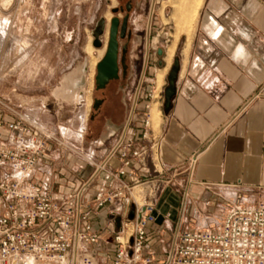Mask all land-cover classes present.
I'll use <instances>...</instances> for the list:
<instances>
[{
  "label": "crops",
  "instance_id": "crops-1",
  "mask_svg": "<svg viewBox=\"0 0 264 264\" xmlns=\"http://www.w3.org/2000/svg\"><path fill=\"white\" fill-rule=\"evenodd\" d=\"M150 49L149 45L143 57L140 86L151 64ZM175 50L178 71L172 97L164 109L167 84L161 101L156 102L157 130L153 131L151 122L146 138L141 135L151 104L148 85L139 87L132 102H113L103 117L106 130L94 136H87L75 107L65 116L63 106L50 107L43 98L23 107L18 99L9 102L13 110L73 150L47 140L29 181L51 193H73L83 185L80 201L88 203L97 188L108 185L91 163L104 162L105 169L114 172L124 160L129 161L126 182L151 178L153 166L161 172L162 187L153 199L154 222L145 246L153 264H163L178 233L213 229L231 204L264 202V0H202L189 37L184 36ZM0 110L5 120H13ZM130 132L136 140L128 145ZM118 146L125 151L124 159ZM141 147L148 152L139 164L131 153ZM125 205L115 201L90 216L99 239L83 247L96 264L113 261L115 235L128 238L126 223L132 208ZM76 263V251L71 249L68 264Z\"/></svg>",
  "mask_w": 264,
  "mask_h": 264
},
{
  "label": "built area",
  "instance_id": "built-area-1",
  "mask_svg": "<svg viewBox=\"0 0 264 264\" xmlns=\"http://www.w3.org/2000/svg\"><path fill=\"white\" fill-rule=\"evenodd\" d=\"M0 107L13 118L5 120L0 110V264H68L71 249L76 251V264H96L83 247L99 239L92 231L90 216L115 201L131 207L134 217L126 223L128 238L113 237L117 248L110 264H153L145 246L148 228L154 222L153 199L162 187L158 179L161 172L153 166L151 178L144 176L140 181L134 177L126 182L123 177L129 161L124 160L114 172L106 170L104 162L91 163L108 185L97 188L88 203L82 205L80 201L83 185L73 193H51L29 181L47 140L69 152L73 150L13 110L9 101H0ZM142 128L141 137L146 138L148 113ZM128 136L127 144L131 145L136 135L130 132ZM117 150L124 159L125 151L119 146ZM147 152L141 147L131 155L142 164ZM134 186L145 189L142 204L133 198ZM171 246L163 264H264V202L253 206L231 204L213 229L184 230Z\"/></svg>",
  "mask_w": 264,
  "mask_h": 264
},
{
  "label": "rangeland",
  "instance_id": "rangeland-1",
  "mask_svg": "<svg viewBox=\"0 0 264 264\" xmlns=\"http://www.w3.org/2000/svg\"><path fill=\"white\" fill-rule=\"evenodd\" d=\"M168 1L0 0V101L15 103L18 99L23 107L32 99L43 98L50 107L63 106L65 116L75 107L87 136L105 131L103 117L88 121L94 100L95 66L106 51L111 18H125L126 32L119 39L118 78L112 81L109 93L112 102L118 99L127 104L139 87L142 90L148 85L149 108L155 107V113L149 109V114L153 113L149 121L155 122L151 127L156 131V102L163 97L170 65L177 56L176 46L184 36L189 37L195 21L193 18L190 22V15L182 10L191 7L188 4L193 0ZM95 40L100 47L93 46ZM149 45L151 64H147L145 82L140 86L143 57ZM155 49L162 50L161 56ZM134 191L133 198L142 204L145 189L139 186Z\"/></svg>",
  "mask_w": 264,
  "mask_h": 264
},
{
  "label": "water",
  "instance_id": "water-1",
  "mask_svg": "<svg viewBox=\"0 0 264 264\" xmlns=\"http://www.w3.org/2000/svg\"><path fill=\"white\" fill-rule=\"evenodd\" d=\"M113 14L117 13L116 9H112ZM117 17H113L110 20L109 31H108V41L106 51L104 53L103 58L98 62L96 67V75H95V89L100 90L103 89L109 82L117 80L118 78V50H119V39H122L125 35L126 29V19L124 18L121 23ZM94 47H100V43L98 40H95L93 43ZM162 50L157 49L156 55L161 56ZM178 61L175 59L173 64L171 65L170 71L167 75V87L164 92V101L165 104L164 109H167L169 106V102L173 93V83L175 81V77L177 76L178 71ZM100 104V101H93V107L97 108ZM134 211L130 210L128 220H133ZM131 242V241H130Z\"/></svg>",
  "mask_w": 264,
  "mask_h": 264
},
{
  "label": "flooded vegetation",
  "instance_id": "flooded-vegetation-1",
  "mask_svg": "<svg viewBox=\"0 0 264 264\" xmlns=\"http://www.w3.org/2000/svg\"><path fill=\"white\" fill-rule=\"evenodd\" d=\"M122 20H119L120 23ZM126 27H127V24H126ZM125 32H126V29H125ZM111 83H112V81L109 82L103 89H100V90L95 89V92L93 94L94 95L93 101H100V104L97 108L91 109V112H90L91 114L89 116V122L90 123H93L97 119L104 117L105 114H107L109 112V109L113 106L114 103L112 102V96L109 93ZM115 111H117V110L115 109Z\"/></svg>",
  "mask_w": 264,
  "mask_h": 264
},
{
  "label": "bare ground",
  "instance_id": "bare-ground-1",
  "mask_svg": "<svg viewBox=\"0 0 264 264\" xmlns=\"http://www.w3.org/2000/svg\"><path fill=\"white\" fill-rule=\"evenodd\" d=\"M177 1V0H176ZM190 1V0H189ZM169 2V4H170V0L168 1ZM178 2V1H177ZM192 2V3H191ZM173 3H175V2H173ZM182 3H183V0H182ZM189 3H191L192 5H190V4H188L189 6H191V7H186L185 6V8L184 9H182V10H185V13L187 12L189 15H190V22H192V19L193 18H196V15H197V12H198V9H199V7H200V5H201V0H193V1H190ZM177 4V3H176ZM178 5V4H177ZM180 5V4H179ZM171 7H172V5H171ZM178 8V7H177ZM188 8V9H187ZM175 9V8H174ZM181 9V8H180ZM187 9V10H186ZM180 11V10H179ZM180 12H182V11H180ZM180 12H179V14H180ZM186 13V14H187ZM174 14H176V13H173V15ZM175 16V15H174ZM176 16H177V14H176ZM179 17V16H178ZM177 18V17H176ZM181 18V17H180ZM187 18H188V16H187ZM175 19V18H174ZM181 19H183L184 20V17L183 18H181ZM186 19V18H185ZM176 20V19H175ZM188 20V19H187ZM185 21V20H184ZM184 21H180L179 20V22L180 23H182V22H184ZM185 23H187V21L185 22ZM182 25H184L183 23H182ZM187 25H188V23H187ZM185 26V25H184ZM183 26V27H184ZM174 44V43H173ZM171 49H172V47H171ZM169 50V49H168ZM174 50V49H173ZM170 56V55H169ZM168 63V62H167ZM160 75V74H159ZM162 75V74H161ZM160 75V76H161ZM159 79V78H158ZM157 85H159V80L157 81ZM153 107V106H152ZM151 109V108H150ZM155 107H153L152 109H151V111L153 112V113H155ZM153 113H152V115H153ZM150 114H148V116H149ZM152 115H151V117H152ZM154 116H157V118H159V115H158V112H156V115L154 114ZM151 123V122H150ZM154 123L155 122H153V125H154ZM139 187V186H138ZM138 187H136V188H138ZM140 196V195H139Z\"/></svg>",
  "mask_w": 264,
  "mask_h": 264
}]
</instances>
